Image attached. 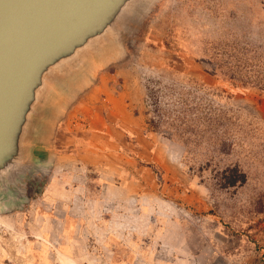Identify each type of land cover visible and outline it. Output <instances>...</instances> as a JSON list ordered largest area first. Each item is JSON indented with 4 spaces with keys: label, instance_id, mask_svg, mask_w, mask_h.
I'll use <instances>...</instances> for the list:
<instances>
[{
    "label": "rangeland",
    "instance_id": "rangeland-1",
    "mask_svg": "<svg viewBox=\"0 0 264 264\" xmlns=\"http://www.w3.org/2000/svg\"><path fill=\"white\" fill-rule=\"evenodd\" d=\"M122 42L0 205V264H264V0H151Z\"/></svg>",
    "mask_w": 264,
    "mask_h": 264
},
{
    "label": "water",
    "instance_id": "water-1",
    "mask_svg": "<svg viewBox=\"0 0 264 264\" xmlns=\"http://www.w3.org/2000/svg\"><path fill=\"white\" fill-rule=\"evenodd\" d=\"M151 0H0V205L45 168L58 100L124 51Z\"/></svg>",
    "mask_w": 264,
    "mask_h": 264
},
{
    "label": "trees",
    "instance_id": "trees-1",
    "mask_svg": "<svg viewBox=\"0 0 264 264\" xmlns=\"http://www.w3.org/2000/svg\"><path fill=\"white\" fill-rule=\"evenodd\" d=\"M222 179L224 187L230 188L237 185H242L246 182V177L236 168L226 169L222 172Z\"/></svg>",
    "mask_w": 264,
    "mask_h": 264
},
{
    "label": "bare ground",
    "instance_id": "bare-ground-1",
    "mask_svg": "<svg viewBox=\"0 0 264 264\" xmlns=\"http://www.w3.org/2000/svg\"><path fill=\"white\" fill-rule=\"evenodd\" d=\"M111 55L114 56V55H116V54H115V53H112V54H110L109 56H111Z\"/></svg>",
    "mask_w": 264,
    "mask_h": 264
}]
</instances>
